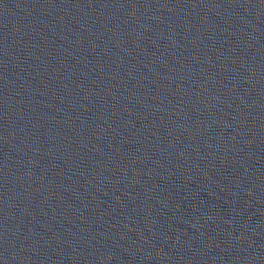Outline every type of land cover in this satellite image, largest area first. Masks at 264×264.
Masks as SVG:
<instances>
[{"label": "water", "instance_id": "water-1", "mask_svg": "<svg viewBox=\"0 0 264 264\" xmlns=\"http://www.w3.org/2000/svg\"><path fill=\"white\" fill-rule=\"evenodd\" d=\"M0 264H264V0H0Z\"/></svg>", "mask_w": 264, "mask_h": 264}]
</instances>
